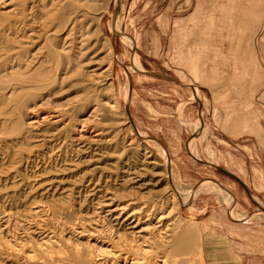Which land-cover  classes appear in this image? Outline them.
Here are the masks:
<instances>
[{"label":"bare ground","instance_id":"1","mask_svg":"<svg viewBox=\"0 0 264 264\" xmlns=\"http://www.w3.org/2000/svg\"><path fill=\"white\" fill-rule=\"evenodd\" d=\"M87 1L0 0V188H18L0 194V213L6 201L32 191L55 201L34 205L28 197L21 209L0 216V264H189L178 206L192 189L177 194L164 173L152 186L155 194L142 191L141 175L159 162L140 155L126 161L133 140L120 133L114 99L101 95L118 55L109 47L111 55L99 56V67L93 63L101 48L96 26L87 25ZM112 25L135 44L120 28L117 9ZM185 143L199 158L194 135ZM66 179L67 186L60 184ZM206 184L218 189L210 179L198 187ZM74 190L79 209L58 203ZM220 198L238 220L231 209L236 195L220 190Z\"/></svg>","mask_w":264,"mask_h":264},{"label":"rangeland","instance_id":"2","mask_svg":"<svg viewBox=\"0 0 264 264\" xmlns=\"http://www.w3.org/2000/svg\"><path fill=\"white\" fill-rule=\"evenodd\" d=\"M113 2H88L87 25L96 26L93 37L101 48L93 54V63L99 67L96 60L104 52L111 55L109 47L118 55L107 76L109 88L101 95L114 99L113 117L123 125L120 133L133 140L126 161L140 155L159 162L141 175L146 181L142 191L155 194L152 186L164 173L173 180L177 194L192 189L178 206L189 264H241L247 252H264V0H194L196 6L175 8L172 13L164 6L146 7L145 1L120 0L117 20L135 37L134 45L113 30ZM130 60L142 68H132ZM187 135H194L198 159L207 163L188 152ZM3 154L8 162L7 151ZM214 162L238 180L218 170ZM204 179L218 189L198 187ZM53 181L48 183L54 185ZM17 189L1 187L0 194ZM220 190L236 195L231 209L238 220L229 216ZM47 195L32 191L28 197H35L34 205L55 204ZM80 196L74 190L58 203L76 210ZM28 197L6 201L0 216L21 209Z\"/></svg>","mask_w":264,"mask_h":264},{"label":"crops","instance_id":"3","mask_svg":"<svg viewBox=\"0 0 264 264\" xmlns=\"http://www.w3.org/2000/svg\"><path fill=\"white\" fill-rule=\"evenodd\" d=\"M145 1L144 6L146 7H154V6H164L167 13H172L174 9H183L186 7L196 6L194 0H141ZM140 2V3H141ZM143 5V4H142ZM264 252L255 251V252H247L243 255L241 260V264H264Z\"/></svg>","mask_w":264,"mask_h":264},{"label":"water","instance_id":"4","mask_svg":"<svg viewBox=\"0 0 264 264\" xmlns=\"http://www.w3.org/2000/svg\"><path fill=\"white\" fill-rule=\"evenodd\" d=\"M119 1H120V0H114V2H113V6H112V8H111V12H110V21H111V24H113L114 14H115L116 9H117V7H118ZM112 26H113V25H112ZM146 72L151 73V74H154V75H157V76H161V77L167 78V79L172 80V81H174V82H178V81H177L175 78H173L172 76L167 75V74L162 73V72H159V71L147 70ZM182 85H185V86H186V85H188V84L184 83V84H182ZM196 160H198L199 162H202V163H207L206 161H203V160L198 159V158H197ZM216 168H217L218 170H220V171H222V172H225L226 174H228V175H230V176L236 178L233 174H231L230 172L226 171L224 168H222V167H220V166H216ZM236 179H237V178H236ZM237 180H238V179H237Z\"/></svg>","mask_w":264,"mask_h":264}]
</instances>
